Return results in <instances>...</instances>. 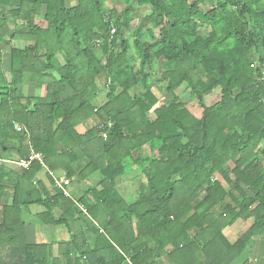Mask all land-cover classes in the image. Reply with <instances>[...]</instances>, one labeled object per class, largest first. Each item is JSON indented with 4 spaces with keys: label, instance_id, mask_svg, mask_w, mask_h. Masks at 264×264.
<instances>
[{
    "label": "trees",
    "instance_id": "trees-1",
    "mask_svg": "<svg viewBox=\"0 0 264 264\" xmlns=\"http://www.w3.org/2000/svg\"><path fill=\"white\" fill-rule=\"evenodd\" d=\"M108 1L0 0V162L27 159L30 147L43 157L21 172L0 164V203L2 182L13 184L0 245L23 247L19 264H158L164 256L197 264L199 253L233 264L264 236V0H137L153 24L137 34V56L125 37L131 9L119 13ZM154 59L166 102L153 91ZM184 84L191 103L176 94ZM20 85L46 86L47 97H26ZM101 124H112L107 138ZM134 164L146 183L128 203L116 181ZM44 167L103 181L76 201L58 188L51 196L33 181ZM61 201L65 214L78 207L99 224L103 251L82 243L81 232L56 253L26 243L23 206L44 205L37 219L55 225L66 222L52 212ZM240 218L251 225L231 243L223 230Z\"/></svg>",
    "mask_w": 264,
    "mask_h": 264
},
{
    "label": "crops",
    "instance_id": "crops-1",
    "mask_svg": "<svg viewBox=\"0 0 264 264\" xmlns=\"http://www.w3.org/2000/svg\"><path fill=\"white\" fill-rule=\"evenodd\" d=\"M3 10V9H2ZM8 10V8L4 9ZM7 40V38H5ZM2 55L5 61V73L9 75L10 66V55H9V44L6 42L2 44ZM19 91L26 97L37 96L41 99H46L47 89L46 86L37 88L33 85H20ZM72 90L67 89V95L70 94ZM105 93L100 95L104 97ZM94 122L88 121L87 124L78 127L80 132L85 131ZM0 164L4 165L7 169L11 171L21 172L24 168L20 167L17 162L13 161H2ZM77 170H81L84 166V162H80L75 165ZM137 165L134 164L129 168L126 175L121 177L116 181V189L124 199L131 203L140 195L141 189L146 183L145 177H143L137 170ZM25 170V169H24ZM67 180V182H65ZM34 182H41L44 189L51 196H54L57 192V188L63 191L65 195H68L73 201L78 200L84 196L90 187H97L99 183L103 181L100 174L94 173L85 178H80L77 175L73 178H67L66 171L63 169L56 170L54 172L48 171L45 167L36 175L33 180ZM58 181H61L63 188L58 185ZM5 186L3 192L2 202L0 203V217L2 205H10L13 201V184L8 181H3ZM225 187L226 183L223 181ZM100 189V188H99ZM230 202V199H227ZM67 206L64 201L58 203L52 210V212L57 217H65L66 222L61 224H44L37 219V214H41L46 211V207L42 204H30L23 206V218L25 220V239L28 244H47L50 246L54 252L58 247L64 243H68L71 240L72 234L83 233L82 243L87 245L92 250L103 251L108 244V237L104 234V231L100 228L96 221H89L84 217V213L77 207L69 210L65 214ZM219 212L220 210H216ZM84 214V215H83ZM251 220H244L242 218L238 219L234 224L224 228L223 233L229 242L234 243L238 238H240L244 232L250 227ZM81 235V234H80ZM142 237L139 238L141 242ZM153 246V244H151ZM25 254L23 247L17 246H2L0 245V264H19L23 261ZM198 261L197 264H209L206 258L201 254H197ZM64 261L65 258L61 257ZM158 264H173L167 257H161L158 260ZM233 264H264V236L257 237L253 240L248 249L243 253Z\"/></svg>",
    "mask_w": 264,
    "mask_h": 264
},
{
    "label": "rangeland",
    "instance_id": "rangeland-1",
    "mask_svg": "<svg viewBox=\"0 0 264 264\" xmlns=\"http://www.w3.org/2000/svg\"><path fill=\"white\" fill-rule=\"evenodd\" d=\"M74 3H75L74 0H68L69 5H72ZM107 6L109 8H116L119 13H121L127 8L131 9L130 10L132 13L131 22L129 27L125 29V37L131 43L132 46L131 53L134 56H137L138 50L134 45V40L137 38V34L146 33L153 25L151 20L148 19L147 17L150 13V8L148 6H144V7L139 6L137 0H109L107 2ZM208 6L209 4H205L204 6H202V9L206 10ZM209 30H210L209 27L203 26L201 32L205 34ZM140 40L144 41L142 39ZM101 52L102 50L101 48H99L97 54L101 55ZM101 58H104V56H102ZM153 61L154 64L150 68L152 82L154 83L153 91L158 95L160 102H166L170 97L168 93L166 94V83L161 78L162 62L160 60H155V59ZM191 77L195 81L198 78H201V72H199V70H196L192 73ZM176 94L183 102L191 103L192 98L190 97V89L187 87L186 84H184L181 88L177 89Z\"/></svg>",
    "mask_w": 264,
    "mask_h": 264
},
{
    "label": "built area",
    "instance_id": "built-area-1",
    "mask_svg": "<svg viewBox=\"0 0 264 264\" xmlns=\"http://www.w3.org/2000/svg\"><path fill=\"white\" fill-rule=\"evenodd\" d=\"M112 32H114V30H112ZM111 125L112 124L105 126V125L101 124L99 126L101 128V135L103 138H107V128H109ZM15 130L19 131V132H24L27 134V136L29 135L28 129L26 127L19 125V124H15ZM29 151H30V154H29V157L27 159H21L20 161L17 162V164L20 167H22L24 169L28 168L33 160H39L40 163L43 164V157L39 153L34 152L31 147H30ZM65 182H67V180H65ZM57 183L60 187L63 188V184L61 181H58ZM63 191L67 192L66 189H63ZM80 208L86 213V210L83 208V206H80Z\"/></svg>",
    "mask_w": 264,
    "mask_h": 264
}]
</instances>
